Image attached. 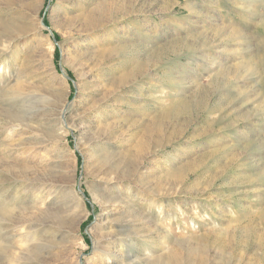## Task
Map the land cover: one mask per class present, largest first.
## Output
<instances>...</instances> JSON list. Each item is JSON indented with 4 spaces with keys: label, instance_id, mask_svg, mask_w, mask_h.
Returning <instances> with one entry per match:
<instances>
[{
    "label": "rangeland",
    "instance_id": "obj_1",
    "mask_svg": "<svg viewBox=\"0 0 264 264\" xmlns=\"http://www.w3.org/2000/svg\"><path fill=\"white\" fill-rule=\"evenodd\" d=\"M146 256L264 264V0H0V264Z\"/></svg>",
    "mask_w": 264,
    "mask_h": 264
},
{
    "label": "bare ground",
    "instance_id": "obj_2",
    "mask_svg": "<svg viewBox=\"0 0 264 264\" xmlns=\"http://www.w3.org/2000/svg\"><path fill=\"white\" fill-rule=\"evenodd\" d=\"M46 189H39L38 191L39 192H43V191H45ZM37 194H39V193H37ZM63 196V195H62ZM106 208V207H105ZM39 224H38V226H37V229H39ZM36 229V230H37ZM44 230V229H43ZM57 231V230H56ZM30 232V231H29ZM36 232V231H35ZM35 232L33 231V233L35 234ZM34 234H32V235H28V236H25V238L27 237V240H28V242H29V240H32V239H34L35 238V236H36V234L34 235ZM116 234H117V232L115 231V232H113V231H109L108 233H106V235L103 237L104 238V240H107V242L108 241H110V243L112 244V243H114L113 244V246H115V248L118 246V244H119V242H120V240H122V238L121 237H117L116 236ZM119 234V233H118ZM113 236V239H111V237ZM115 236V237H114ZM37 238V237H36ZM26 240V239H25ZM35 241H37V240H34V242ZM33 243V242H32ZM109 243V244H110ZM170 242L167 240L166 242H165V245L166 244H169ZM172 243V242H171ZM170 243V244H171ZM169 244V245H170ZM172 247V246H171ZM170 247V248H171ZM112 248L111 247H108V244H106V242H105V244L103 243V248H102V251L105 253V255H107V259H109V258H114V256H115V251L114 250H111ZM23 257V256H22ZM150 258V257H149ZM150 259H148V257L146 256V257H144V259L142 260V262L144 263V264H147V262L149 261ZM118 261V260H117ZM130 261H132V259H129V260H125V261H123L122 262V264H127L128 262H130ZM17 264H27L26 262H22L21 260H19L18 261V263Z\"/></svg>",
    "mask_w": 264,
    "mask_h": 264
}]
</instances>
